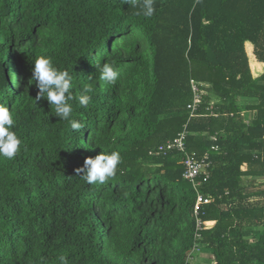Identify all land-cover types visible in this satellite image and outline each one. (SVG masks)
<instances>
[{
	"label": "trees",
	"instance_id": "16d2710c",
	"mask_svg": "<svg viewBox=\"0 0 264 264\" xmlns=\"http://www.w3.org/2000/svg\"><path fill=\"white\" fill-rule=\"evenodd\" d=\"M152 4L149 18L121 0H0V104L22 141L0 158V264H204L188 260L196 190L183 154L165 149L184 128L187 152L212 161L202 257L264 264V0ZM39 56L72 76L79 131L36 99ZM94 59L118 70L115 85ZM101 151L122 162L88 184L76 169Z\"/></svg>",
	"mask_w": 264,
	"mask_h": 264
},
{
	"label": "clouds",
	"instance_id": "9594fccd",
	"mask_svg": "<svg viewBox=\"0 0 264 264\" xmlns=\"http://www.w3.org/2000/svg\"><path fill=\"white\" fill-rule=\"evenodd\" d=\"M131 6L139 7L145 17H152L155 9L152 0H144L143 5L134 3V0H121ZM140 14V13H137ZM99 72V79L108 84L115 85L119 72L113 64L94 59ZM32 80L38 88L37 100L44 98L54 108V115L61 120L67 121L72 130L79 131L82 125L72 118L73 106L70 103L74 99L71 93L73 88L72 76L68 71H61L54 66L51 58L39 56L32 62ZM94 91L91 83L86 84L78 98L79 105L86 107L92 97L88 93ZM16 124L14 115L8 107L0 104V158L11 160L21 150L22 141L13 131ZM121 155L117 151L110 153L100 152L94 158L84 159L82 167L76 172L88 184H104L109 178L116 175L118 166L121 164Z\"/></svg>",
	"mask_w": 264,
	"mask_h": 264
},
{
	"label": "built area",
	"instance_id": "2783aa9c",
	"mask_svg": "<svg viewBox=\"0 0 264 264\" xmlns=\"http://www.w3.org/2000/svg\"><path fill=\"white\" fill-rule=\"evenodd\" d=\"M190 83L193 92V99L192 103L189 105V108L191 109V113H193L199 105L200 94L198 92V82L191 79ZM186 134L187 131L184 128L177 134L176 137L166 143L165 149L175 150L183 154V178L189 181L192 184L193 188L196 190L197 200L194 207V216L196 219L195 242L193 243L191 252L188 256V260H197L198 262H201L202 248L200 247V244H198V239L200 238V231L203 229L204 223L201 219L199 208L200 205L209 203L211 199L203 197L199 192L198 187L200 186L202 181H206L209 178L212 161L208 152L204 153L201 156H196L193 153L187 152L185 146ZM212 149L218 150L217 145L212 146Z\"/></svg>",
	"mask_w": 264,
	"mask_h": 264
},
{
	"label": "rangeland",
	"instance_id": "374dc122",
	"mask_svg": "<svg viewBox=\"0 0 264 264\" xmlns=\"http://www.w3.org/2000/svg\"><path fill=\"white\" fill-rule=\"evenodd\" d=\"M247 101L253 102L254 100H247ZM243 115L245 116V119H249L251 117V113L250 112L249 113H247V112L245 113L244 112ZM255 182H257V183L264 182V177L261 178V179H257ZM261 198L263 200V197H261ZM201 263H204V264H209L210 263L209 253L206 250L203 253V257L201 256Z\"/></svg>",
	"mask_w": 264,
	"mask_h": 264
}]
</instances>
